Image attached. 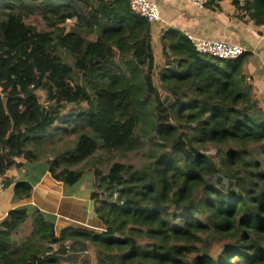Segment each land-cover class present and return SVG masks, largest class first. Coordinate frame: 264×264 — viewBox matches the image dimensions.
<instances>
[{
    "label": "trees",
    "instance_id": "obj_1",
    "mask_svg": "<svg viewBox=\"0 0 264 264\" xmlns=\"http://www.w3.org/2000/svg\"><path fill=\"white\" fill-rule=\"evenodd\" d=\"M244 6L263 26L264 0ZM37 14L48 29L25 23ZM150 30L127 0H0L2 187L13 158L36 156L30 143L39 147L44 139L34 138L51 128L76 136L64 166L45 157L50 175L66 184L84 176L76 166L97 149L140 148L142 122L159 139L138 167L118 160L106 173L94 167L104 232L65 226L56 234L52 217L34 209L30 233L17 245L11 235L27 211L13 208L0 222V264H76L75 246L88 245L96 264H264V110L243 72L248 50L219 59L166 29L159 70L171 97L165 105L148 72ZM40 88L48 91L47 106ZM209 147L213 153L200 151ZM31 193L29 182L13 185L14 199Z\"/></svg>",
    "mask_w": 264,
    "mask_h": 264
},
{
    "label": "crops",
    "instance_id": "obj_2",
    "mask_svg": "<svg viewBox=\"0 0 264 264\" xmlns=\"http://www.w3.org/2000/svg\"><path fill=\"white\" fill-rule=\"evenodd\" d=\"M152 1L161 12L160 21L150 22L153 62L160 58L164 63L167 57L160 43V36L166 29L180 31L187 37L224 39L244 45L248 51L243 72L251 86V96L264 110V25L256 26L253 23L249 12L244 8L246 0H237V5L233 0H220L216 7L203 9L186 0ZM43 144L42 140L39 146L42 148ZM45 160L38 153L33 157L21 155L13 158L12 165L4 173L9 182L0 188V222L13 208L26 210L27 217L15 232L17 234L31 220L30 212L38 209L43 215L52 217L56 234L65 226L94 233L104 232L105 226L95 211L96 197L93 192L96 187L91 180L92 174L85 176L86 185L81 178L72 184H66L50 175ZM19 181L32 185L29 197L14 199L13 185ZM20 240L24 241V236ZM52 246L57 247L56 244ZM83 253H77L76 264H96L95 257L87 260Z\"/></svg>",
    "mask_w": 264,
    "mask_h": 264
},
{
    "label": "rangeland",
    "instance_id": "obj_3",
    "mask_svg": "<svg viewBox=\"0 0 264 264\" xmlns=\"http://www.w3.org/2000/svg\"><path fill=\"white\" fill-rule=\"evenodd\" d=\"M25 23L28 26L34 27L37 30H45L48 29L46 26L45 21L40 17V15H34V16H27L24 19ZM87 38H93V35H87ZM61 56L64 58L65 61L72 63V59L67 53L64 51L60 52ZM164 58V57H163ZM160 61V62H159ZM151 70L149 69L148 72L152 78V84L156 88V93L161 98L162 104H167L170 101L169 98H167L169 95L167 89H165L160 82L159 77V70L163 68V61L161 59H157L153 62ZM48 91H46L45 88H40L37 90V95L42 102L44 106H47L48 103L51 101L47 97ZM153 103H151L147 110H150ZM167 118L168 115L166 114ZM86 123L85 120L81 121V124ZM144 130V131H142ZM147 130V131H146ZM49 134L47 133L43 136H36L34 140H41L44 139L43 147L41 148V144L39 147L33 146V144L30 143V147H33V149L39 154V157H46L49 159H53L54 157H58L60 160V167L65 165V155L69 153L70 149L73 147L74 142L76 140V136L73 133L65 134L57 128H51L49 129ZM143 132H148L147 134H143ZM138 134L140 135L141 140L143 141L142 146L138 149H135L133 151L128 152H122V151H112V152H105L101 149H97L95 153L92 155V157H89L85 162L80 163L76 167H81L84 169V176L81 177V181L85 182V176L89 175V173L93 172L94 167L100 169L103 173H106L108 167L113 161H121L124 163H128L132 166H140L144 162L148 160V157L152 153V149L155 147L154 142L159 141L156 134L153 131L149 130L148 123H140ZM151 138V139H150ZM150 139V140H149ZM44 148V150H42ZM168 152H170V148H166ZM200 151H205L206 153H213L214 148L209 147L207 150H204L203 148ZM68 157V155H67ZM87 183L85 182V185ZM30 233V221L28 220L27 223L23 225V228H21L18 233H13L12 238L15 244H20L22 236L26 238ZM76 250L79 252L80 249L78 246H75ZM93 248L92 246L88 245L85 250L80 251L85 255V258L87 260H90L92 256Z\"/></svg>",
    "mask_w": 264,
    "mask_h": 264
},
{
    "label": "built area",
    "instance_id": "obj_4",
    "mask_svg": "<svg viewBox=\"0 0 264 264\" xmlns=\"http://www.w3.org/2000/svg\"><path fill=\"white\" fill-rule=\"evenodd\" d=\"M131 10L150 22L161 20V12L158 5L152 0H127ZM197 8L206 7L207 0H186ZM195 49L200 54H207L219 59H231L240 56L248 48L239 43L230 42L224 39L188 37ZM3 177L0 175V188L2 187ZM66 252L70 251L68 244L65 245Z\"/></svg>",
    "mask_w": 264,
    "mask_h": 264
}]
</instances>
